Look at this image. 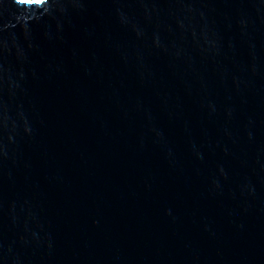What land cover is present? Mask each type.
Masks as SVG:
<instances>
[{
    "label": "water",
    "instance_id": "obj_1",
    "mask_svg": "<svg viewBox=\"0 0 264 264\" xmlns=\"http://www.w3.org/2000/svg\"><path fill=\"white\" fill-rule=\"evenodd\" d=\"M0 264H264V0H0Z\"/></svg>",
    "mask_w": 264,
    "mask_h": 264
}]
</instances>
